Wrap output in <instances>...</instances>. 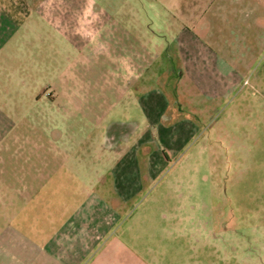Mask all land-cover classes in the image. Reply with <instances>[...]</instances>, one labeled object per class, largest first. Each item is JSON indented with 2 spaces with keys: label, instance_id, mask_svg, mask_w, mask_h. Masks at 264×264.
<instances>
[{
  "label": "rangeland",
  "instance_id": "rangeland-1",
  "mask_svg": "<svg viewBox=\"0 0 264 264\" xmlns=\"http://www.w3.org/2000/svg\"><path fill=\"white\" fill-rule=\"evenodd\" d=\"M52 1L61 33L55 23L41 28L39 10L27 4L16 10L17 33L0 38L3 237L36 235L48 213H70L90 194H108L120 170L111 167L128 154L138 165L128 176L144 182L138 198L121 203L124 215L107 237H121L125 227L130 241H145L136 250L150 264H264V55L236 57L234 70L220 60L217 68H196L206 85L197 87L174 72L170 18L160 22L151 8L162 0ZM256 1L264 20V0ZM110 21L125 25L134 47L163 50L146 73L160 80L124 95L133 102L159 88L168 112L174 108L170 120H149L132 102L108 109L122 95L108 73L115 65L106 57L115 43L104 30ZM112 126L131 140L115 143ZM158 159L167 165L150 170Z\"/></svg>",
  "mask_w": 264,
  "mask_h": 264
},
{
  "label": "crops",
  "instance_id": "crops-1",
  "mask_svg": "<svg viewBox=\"0 0 264 264\" xmlns=\"http://www.w3.org/2000/svg\"><path fill=\"white\" fill-rule=\"evenodd\" d=\"M55 3L52 0H0V38L7 40L17 33L19 21L16 10L27 4L39 10L37 15L41 28L46 30L55 23L57 32L61 33L59 18L54 17L55 12L49 11ZM6 8L15 9L7 12ZM151 8L155 9L160 22L170 18V46L174 57H179L177 62H171L174 72L180 76L188 75V80L197 87H204L205 82L203 76L194 74L196 68H217L215 65L220 60L223 66H230L234 70L241 64L236 57L264 55V20L258 21L259 5L256 0H162V5L151 3ZM175 24L181 25L180 29ZM104 30L109 39L115 42L113 47L111 45L106 50L110 64L115 61L114 67L109 66V78L116 92L122 94L110 100L108 109H115L119 103L122 109H127L132 99L125 97L124 93H128L132 87L144 90L150 87L149 83L160 80L151 79L146 73L164 55L163 50L157 43H154L157 52L150 51L144 44L134 47L128 42L129 30L118 22L110 21ZM113 54L122 57L113 59ZM149 55L153 56L152 60L147 57ZM160 84L162 87L166 85L162 81ZM165 96L156 88L143 100L133 98L132 103H136L149 120L159 121L161 116L170 120L174 108L168 112L170 100ZM110 130V138L116 139L115 143L122 138L127 142L131 140L132 134L125 129L117 130L112 126ZM142 138H145L144 135ZM132 144L137 149L135 140ZM123 157L127 159L122 158L115 167H111L120 170L114 175V186L109 188L108 194L107 191L90 194V200L79 203L70 213H48L44 223L31 231L36 235L14 230L15 236L3 237L0 232V248H4L3 254H0V264H129V260L150 264L136 250L145 247V241H130L126 238L127 229L123 231L125 227L121 228V237L117 232L107 237L114 224L124 215L121 203L138 198L144 182L140 176H128L129 168L138 167L132 165L135 156L131 158L127 154ZM166 165L167 160H152L149 168L157 171Z\"/></svg>",
  "mask_w": 264,
  "mask_h": 264
}]
</instances>
